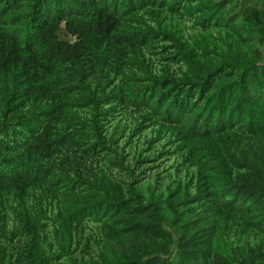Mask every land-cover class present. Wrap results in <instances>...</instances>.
<instances>
[{
    "label": "trees",
    "instance_id": "trees-1",
    "mask_svg": "<svg viewBox=\"0 0 264 264\" xmlns=\"http://www.w3.org/2000/svg\"><path fill=\"white\" fill-rule=\"evenodd\" d=\"M0 264H264V0H0Z\"/></svg>",
    "mask_w": 264,
    "mask_h": 264
}]
</instances>
